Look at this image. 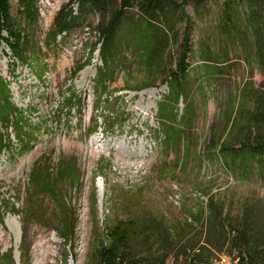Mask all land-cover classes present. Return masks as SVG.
<instances>
[{
    "label": "rangeland",
    "instance_id": "1",
    "mask_svg": "<svg viewBox=\"0 0 264 264\" xmlns=\"http://www.w3.org/2000/svg\"><path fill=\"white\" fill-rule=\"evenodd\" d=\"M143 1L33 0L28 14L19 0H0V78L8 84L11 101L39 127L25 149L9 135L12 145L0 153V253L11 249L13 264H20V245L27 264H98L93 243L102 241L113 213L131 209V200L137 213L148 211L161 216L166 226L182 228L179 234L187 244L206 235L208 205L234 227L250 209L257 218L252 231L261 229L264 236V183L257 158L243 157L234 170L214 151L220 142L239 149L241 137L248 143L257 139V151L264 150V65L257 62L246 34L240 39L222 36L224 0H201L200 7V0L161 3L174 13L175 32L163 44L166 68L178 59L187 64L185 101L178 104V112L187 106L192 117L184 144L166 150L157 144L155 104L167 88L159 77L145 88L130 82L139 70L126 46L120 48L121 61L105 71V89L115 97L101 106L122 112L126 121L111 130L100 124L88 134L99 93L95 79L103 35L125 16L136 19ZM234 4V14L242 19L246 6ZM8 43L22 61L12 57ZM204 50L218 62L212 75L205 73ZM68 98L70 105L63 108ZM254 112L260 118L257 125L250 118ZM239 117L243 133L230 137L227 126ZM68 161L80 179L74 187L57 184L63 207L48 195L28 194L33 167L53 177ZM98 168H104L102 175ZM28 201L32 209L27 216ZM11 206L14 212H5ZM134 244L136 256L150 254L138 239ZM163 264L192 263L177 249ZM209 264L236 260L216 253Z\"/></svg>",
    "mask_w": 264,
    "mask_h": 264
},
{
    "label": "trees",
    "instance_id": "2",
    "mask_svg": "<svg viewBox=\"0 0 264 264\" xmlns=\"http://www.w3.org/2000/svg\"><path fill=\"white\" fill-rule=\"evenodd\" d=\"M19 2L23 12L32 13L33 0H19ZM143 2L142 11L137 14L136 19L125 16L122 23L110 26L103 35L98 49L101 67L97 69L95 79L99 93L93 107L94 114L91 117L88 134L96 132L100 124L111 130L126 121V116L122 112L117 113L105 106L101 107L110 104L109 102L115 97L112 91L105 89V71L108 73L114 64L121 61L120 48L126 46L134 54L139 70L138 78H132L130 82L141 83L142 88H145L150 85L151 81L159 77L160 82L164 83L167 88L166 93L155 104L156 113L153 118V122L157 126V129L153 130L155 140L163 150H166L179 141L184 144V131L192 119L187 106H183L178 112L179 102L185 101L183 83L187 77V68L184 67L187 64L183 65L182 61L178 59L166 68V58H164L166 48L163 44L166 43L168 36L175 32L173 10L166 9L164 5L162 7V0H144ZM199 2L200 4L197 6L200 7L202 1ZM236 3L238 6L240 4L246 6L245 16L240 19L234 14V0H224L221 6L222 36L229 39H240L243 38L241 36L243 33L246 34L257 62L264 65V0H236ZM120 17L122 18V16ZM8 46L12 57L17 61H22V54L16 53L10 43ZM202 52L205 73L212 75L213 63H218L216 56L207 50ZM36 65L42 68L40 63H36ZM37 78L40 80L41 75H38ZM126 90L132 89L127 88ZM101 97L103 98L101 99ZM11 98L8 84L0 78V153L12 145L9 135H12L18 148L22 150L25 149L32 136L39 131L38 126L30 123L26 111L17 107ZM66 101L68 104H65L63 108H68L71 98ZM98 112L102 113V116H96L95 114ZM258 117L254 112L250 116L251 122L257 125L260 121ZM243 129L244 124L239 117L235 121L230 120L226 133L233 137L243 133ZM7 130L9 131L7 132ZM244 139L241 137L238 142L239 149L233 150L226 143L220 142L214 147V151L219 152L222 161L234 170L243 157L248 155V157L257 158V167L264 183V150L257 151L256 143L259 142L256 141L257 139H252L249 143ZM103 170L104 168H98L97 174L102 175ZM79 179L80 176L73 161L62 165L53 177H48L46 170L38 169L36 166L31 169L28 175V194L32 197L48 195L57 207H63L58 196L57 184L67 183L74 187L79 183ZM128 205L131 207L130 210H121L119 213L112 214L110 224H106L102 231V241L93 243L98 264L101 259H103L102 262L104 261L102 264H163L169 252L172 253L177 249L192 264H209L216 253L223 254L226 259L236 260V264H264V236L261 229H257L256 234L252 231L257 223V218L250 209H245L242 212L234 227L228 221L216 217L213 214V209L208 205L206 235L197 239L193 244H187L182 242L183 237L179 234L182 228L178 230L175 225L166 226L165 220L157 214L148 211H138L137 213L135 207L137 204L133 200ZM31 209V202L28 201L24 213L27 216L31 215ZM90 209L95 220L97 211L93 199ZM5 212H14V207L11 206ZM183 225L189 227L185 222ZM209 233H212V236ZM61 235L65 241L66 236ZM136 239L146 248H150V254L141 257L134 254ZM18 253L20 264H27L21 245L18 247ZM11 254V249L0 253V264H13Z\"/></svg>",
    "mask_w": 264,
    "mask_h": 264
},
{
    "label": "built area",
    "instance_id": "3",
    "mask_svg": "<svg viewBox=\"0 0 264 264\" xmlns=\"http://www.w3.org/2000/svg\"><path fill=\"white\" fill-rule=\"evenodd\" d=\"M221 261H223V259H220Z\"/></svg>",
    "mask_w": 264,
    "mask_h": 264
}]
</instances>
